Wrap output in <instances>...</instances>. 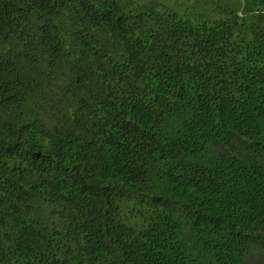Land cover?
Here are the masks:
<instances>
[{
    "label": "trees",
    "instance_id": "obj_1",
    "mask_svg": "<svg viewBox=\"0 0 264 264\" xmlns=\"http://www.w3.org/2000/svg\"><path fill=\"white\" fill-rule=\"evenodd\" d=\"M264 256V0H0V264Z\"/></svg>",
    "mask_w": 264,
    "mask_h": 264
},
{
    "label": "rangeland",
    "instance_id": "obj_2",
    "mask_svg": "<svg viewBox=\"0 0 264 264\" xmlns=\"http://www.w3.org/2000/svg\"><path fill=\"white\" fill-rule=\"evenodd\" d=\"M246 264H264V256L260 257L258 260L253 258H250L247 260Z\"/></svg>",
    "mask_w": 264,
    "mask_h": 264
}]
</instances>
